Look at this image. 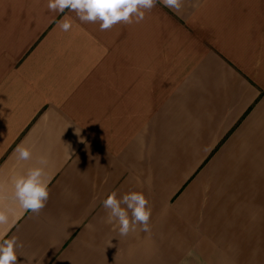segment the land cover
<instances>
[{
  "label": "crops",
  "instance_id": "0c3cea01",
  "mask_svg": "<svg viewBox=\"0 0 264 264\" xmlns=\"http://www.w3.org/2000/svg\"><path fill=\"white\" fill-rule=\"evenodd\" d=\"M44 154L25 213L12 177ZM113 190L144 193L149 232L105 222ZM0 205L21 264H264V0L158 2L107 31L0 0Z\"/></svg>",
  "mask_w": 264,
  "mask_h": 264
},
{
  "label": "clouds",
  "instance_id": "9594fccd",
  "mask_svg": "<svg viewBox=\"0 0 264 264\" xmlns=\"http://www.w3.org/2000/svg\"><path fill=\"white\" fill-rule=\"evenodd\" d=\"M160 2L172 10H180L183 0H47V8L55 14L75 13L81 23H98L100 31L111 30L117 24H139L145 20L150 12ZM57 27L68 32L73 27L72 18L62 15ZM34 146L18 145L17 159L28 161L32 158ZM49 164L47 154L38 157L35 166L27 169L23 174L13 175V200L20 209L27 213L39 214L49 199V184L51 178L46 171ZM107 212L106 223L118 225L121 236L130 232L150 231L151 207L142 191H129L120 195L117 190L111 191L102 201ZM13 210L0 205V225L9 222ZM91 227V225H89ZM23 247L15 235L0 239V264H21L18 260V249ZM34 258L25 257L23 264H33Z\"/></svg>",
  "mask_w": 264,
  "mask_h": 264
}]
</instances>
